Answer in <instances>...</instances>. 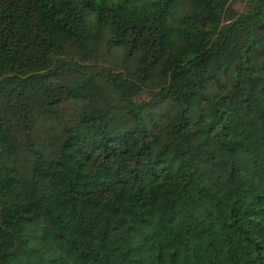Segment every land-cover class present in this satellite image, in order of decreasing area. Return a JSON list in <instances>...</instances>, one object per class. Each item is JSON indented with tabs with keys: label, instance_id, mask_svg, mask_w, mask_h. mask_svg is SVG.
Here are the masks:
<instances>
[{
	"label": "trees",
	"instance_id": "1",
	"mask_svg": "<svg viewBox=\"0 0 264 264\" xmlns=\"http://www.w3.org/2000/svg\"><path fill=\"white\" fill-rule=\"evenodd\" d=\"M0 264H264V0H0Z\"/></svg>",
	"mask_w": 264,
	"mask_h": 264
},
{
	"label": "rangeland",
	"instance_id": "2",
	"mask_svg": "<svg viewBox=\"0 0 264 264\" xmlns=\"http://www.w3.org/2000/svg\"><path fill=\"white\" fill-rule=\"evenodd\" d=\"M235 8H237V9H240L241 7H242V4H240V3H237V4H235V6H234Z\"/></svg>",
	"mask_w": 264,
	"mask_h": 264
}]
</instances>
